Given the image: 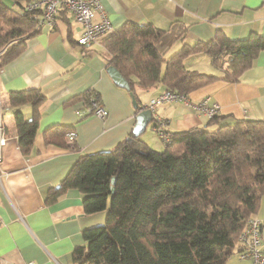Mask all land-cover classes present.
<instances>
[{"label": "trees", "instance_id": "1", "mask_svg": "<svg viewBox=\"0 0 264 264\" xmlns=\"http://www.w3.org/2000/svg\"><path fill=\"white\" fill-rule=\"evenodd\" d=\"M30 1L14 0L15 7L0 0V67L18 57L39 31L42 10H27ZM185 35L179 21L171 29L127 21L103 44L108 62L129 81L138 102L137 86L159 83L163 92L191 99V92L217 79L237 80L264 51L263 34L233 39L217 32L209 41L184 43L165 58V50ZM199 52L209 54L221 76L187 67L185 58ZM77 97L88 107L92 98L100 101L92 90ZM46 98L38 88L9 93L24 154L33 147ZM27 103L29 119L20 108ZM70 130L54 127L47 142L63 138L72 145ZM162 132L168 139L163 150L131 134L113 149L80 155L60 189L49 194L52 202L66 189H78L86 214H106L104 223L84 229L85 245L75 249L73 264H226L241 250L240 235L264 195V119L232 121L218 113L205 126Z\"/></svg>", "mask_w": 264, "mask_h": 264}, {"label": "crops", "instance_id": "2", "mask_svg": "<svg viewBox=\"0 0 264 264\" xmlns=\"http://www.w3.org/2000/svg\"><path fill=\"white\" fill-rule=\"evenodd\" d=\"M17 7L14 0H5ZM115 29L127 21L152 22L162 29L183 22L186 35L164 52V57L184 43L209 41L217 32L230 38L264 35V0H101ZM98 17V16H97ZM39 31L26 41L25 50L0 67V264H73L75 249L85 245L83 231L104 223L105 212L86 214L78 189L63 191L50 202L49 194L60 189L61 181L80 155L110 150L133 135L137 110L130 92L118 86L107 72L103 38L82 46L78 38L83 26L69 11L58 14L55 25H37ZM187 67L221 76L207 52L194 53L184 60ZM226 65V64H225ZM38 88L47 98L39 107V128L29 154L19 146L14 120L16 107L8 104L9 93ZM166 89L163 83L150 88L137 86L139 106ZM92 90L98 93L109 114L104 119L89 112L77 95ZM191 100L208 98L218 102L219 115L232 121L264 119V51L254 64L235 81L217 79L190 93ZM21 110L32 115L27 103ZM155 120L139 135L153 148H162V131H181L205 126L209 117L182 101H167L154 109ZM155 124V125H154ZM70 126L76 132L74 143L47 142L56 126ZM157 126V127H156ZM151 127V130H150ZM163 142L159 147L154 137ZM161 145V144H160ZM263 220L264 195L254 215ZM235 252L226 264H252Z\"/></svg>", "mask_w": 264, "mask_h": 264}, {"label": "built area", "instance_id": "3", "mask_svg": "<svg viewBox=\"0 0 264 264\" xmlns=\"http://www.w3.org/2000/svg\"><path fill=\"white\" fill-rule=\"evenodd\" d=\"M27 10L41 9L39 16V25L53 26L57 22L58 14L61 11H69L75 20L83 26V32L78 38V44L89 45L95 43L114 31L107 11L103 7L101 0H31L26 5ZM98 16V17H97ZM93 105L88 107L91 114L104 119L108 116L107 108L91 99ZM167 101L183 102L192 107L196 112L207 117H212L221 111L218 102H209L208 98L194 102L185 94L177 91H165L155 96L149 101V106L154 110L157 105ZM1 128V121H0ZM157 132L164 136L163 141L166 142L167 136L162 130L157 128ZM67 139L70 142L76 140V132L70 130L67 133ZM263 220L259 217L252 216L246 228L240 235V244L242 245L239 257L241 259H250L252 264H264V243L262 240L261 227ZM29 264H34L33 262Z\"/></svg>", "mask_w": 264, "mask_h": 264}, {"label": "water", "instance_id": "4", "mask_svg": "<svg viewBox=\"0 0 264 264\" xmlns=\"http://www.w3.org/2000/svg\"><path fill=\"white\" fill-rule=\"evenodd\" d=\"M107 72L118 86L123 87L130 92L133 105L137 110V114L135 116L136 123L133 128V134L136 136L141 135L150 124V122L155 120L154 110L149 106V104L139 106V102L135 96V93L131 90L129 81L123 76V74L117 67H115L114 65H109L107 67ZM115 182L116 178H113V183Z\"/></svg>", "mask_w": 264, "mask_h": 264}, {"label": "rangeland", "instance_id": "5", "mask_svg": "<svg viewBox=\"0 0 264 264\" xmlns=\"http://www.w3.org/2000/svg\"><path fill=\"white\" fill-rule=\"evenodd\" d=\"M83 46H85V45H83ZM174 53V52H173ZM172 53V54H173ZM172 54H170L169 56H167V57H165V58H168V57H170ZM162 72L164 73V64L162 65ZM203 115V114H202ZM150 130H151V127H150ZM155 134V133H154ZM156 135V134H155ZM157 136V135H156ZM157 141H159V143H158V145H159V147H161V146H163L164 144H163V142L161 141V139L157 136V137H154ZM161 144V145H160ZM163 144V145H162ZM154 149H157V150H159V148H154ZM163 149H165V146L162 148V150Z\"/></svg>", "mask_w": 264, "mask_h": 264}]
</instances>
